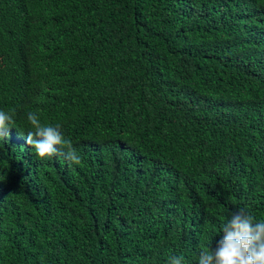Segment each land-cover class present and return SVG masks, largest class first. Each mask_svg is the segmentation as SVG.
I'll return each mask as SVG.
<instances>
[{
	"label": "trees",
	"instance_id": "obj_1",
	"mask_svg": "<svg viewBox=\"0 0 264 264\" xmlns=\"http://www.w3.org/2000/svg\"><path fill=\"white\" fill-rule=\"evenodd\" d=\"M0 111V264H198L264 221V0H0Z\"/></svg>",
	"mask_w": 264,
	"mask_h": 264
},
{
	"label": "clouds",
	"instance_id": "obj_2",
	"mask_svg": "<svg viewBox=\"0 0 264 264\" xmlns=\"http://www.w3.org/2000/svg\"><path fill=\"white\" fill-rule=\"evenodd\" d=\"M27 118L35 130L27 132L26 144L35 149L38 158L61 155L71 162H80L71 141L63 138L59 124L42 126L33 112ZM13 123L11 114L0 111V140L8 139ZM221 232L222 238L215 248L200 252L198 264H264V221H255L240 210L221 224ZM183 262V256L170 258V264Z\"/></svg>",
	"mask_w": 264,
	"mask_h": 264
}]
</instances>
